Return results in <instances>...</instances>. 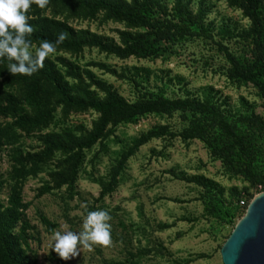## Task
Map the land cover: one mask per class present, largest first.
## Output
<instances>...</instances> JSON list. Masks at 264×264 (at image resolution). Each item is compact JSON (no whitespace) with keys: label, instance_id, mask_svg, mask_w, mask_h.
<instances>
[{"label":"rangeland","instance_id":"obj_1","mask_svg":"<svg viewBox=\"0 0 264 264\" xmlns=\"http://www.w3.org/2000/svg\"><path fill=\"white\" fill-rule=\"evenodd\" d=\"M185 1L195 13L203 5L205 30L201 35L167 41L160 56L118 57L87 45L78 52L56 48L48 59L70 82L76 79L67 72L80 73L86 83L90 82L91 72L95 79L112 85L129 101L150 93H163L170 99H203L205 92L210 91L212 100L227 110L231 120L241 130H249L248 114L264 120V96L252 82L231 76L232 63L227 52L243 65L253 60L252 21L236 0ZM166 2L172 16L174 0ZM27 16L37 22L44 18L65 21L81 34L89 31L117 41L119 31L128 28L125 22L108 17L104 11L94 15L73 13L51 2L43 9L33 4ZM38 46L33 43L32 49ZM90 84L96 94L104 95ZM26 92V86L0 76V105L9 104L6 96L10 93L20 100L18 110L0 114V203L6 205L16 191L27 204V243H21L25 264H223L224 242L251 199L262 192L261 185H254L235 169L244 170L252 162L254 172L264 176V135L256 131L252 136L256 149L253 160L241 150L228 164L201 138L181 135L189 126L182 111L145 114L136 122L110 126L107 135L85 151L77 178L69 185L64 182L67 155L46 151L44 138L53 132L76 137L85 134L99 113L91 108L67 110L58 104L47 124L23 130L16 120L21 114L33 112L21 101ZM46 99L55 105L54 98ZM186 116L193 117L188 112ZM162 127L168 133L142 145L120 173L115 190L103 194V185L111 180V170L121 152L142 133ZM197 176L220 184L232 207L239 206L233 223L208 213L205 187L191 179ZM233 188L242 192L238 201L231 197ZM247 194H252V198L242 204ZM96 209L109 212L110 243L78 245L77 255L67 260L59 257L52 249L53 234L80 231L87 212ZM43 216L53 223L52 227L43 221Z\"/></svg>","mask_w":264,"mask_h":264},{"label":"trees","instance_id":"obj_2","mask_svg":"<svg viewBox=\"0 0 264 264\" xmlns=\"http://www.w3.org/2000/svg\"><path fill=\"white\" fill-rule=\"evenodd\" d=\"M49 2L69 8L73 13L94 15L99 11H104L108 17L125 22L128 28L119 31V41H117L89 31H84L81 34L67 22L61 20L44 18L37 22L28 19L27 22L34 29L28 36L31 44H40L42 40L54 42L57 35L64 32L67 33V37L62 43L56 44V48L78 52L88 45L96 46L100 50L118 57L130 55L156 57L163 54L167 41L175 40L177 37L201 35L205 30L203 5L198 13H195L191 4L185 0H174L175 13L172 16H169L166 0H49ZM236 3L252 21L251 35L255 45V54L250 63L243 65L237 57L227 52L232 63L231 76L252 82L264 96V0H236ZM32 7L33 5L28 9L26 15H29ZM9 63L10 61L6 58H0V76L5 81L14 80L27 87V92L21 101L33 111L21 114L16 120V124L21 129L31 130L47 124L53 118L52 111L58 104H62L67 110L91 108L99 113L92 129L85 134L76 137L70 133L53 132L44 138L46 151L49 153L61 151L67 155L68 168L64 173V182H68L69 185H72L77 178L85 151L101 141L107 135L110 126L122 122H136L140 116L145 114L182 111L184 117L189 120V126L181 132V135L184 138H201L212 146L215 155L221 157L228 164H231L232 157L241 150L249 157L251 156V160H253L256 156L254 154L256 149L251 143L252 136L256 131L264 135L263 119L257 115L248 114L246 121L249 130H241L231 120L227 110L212 100L213 95L210 91L205 92L203 99L190 96L170 99L163 93H150L142 95L135 101H129L119 94L112 85L95 79L91 72L88 73L89 83L84 81L80 73L67 72L76 79L75 82H70L56 63L48 58L44 60V66L31 76L18 74L17 77L15 76L16 79L7 69ZM111 71L116 72L115 69ZM90 83L96 85L104 95L96 94L95 90L91 89ZM45 87H48L49 90H45ZM46 96L54 98L55 105H51L52 102L48 101ZM6 100L9 104L0 105V114L18 110L20 100L16 98L15 94H7ZM42 101H45L44 106ZM187 112L193 116L191 119L186 116ZM166 129L162 127L142 133L121 152L116 165L111 170V180L103 185V194L111 193L118 186L120 173L126 168L130 157L151 139L168 133ZM253 167L252 162H249L244 170L242 167H238L235 171L243 172L254 185H261V191H264V176L254 172ZM191 179L205 187L208 213L222 219H229L228 221L233 223L239 206L232 207V201L224 197V188L204 176ZM44 188L48 189V187ZM233 190L235 191L233 192ZM233 190L231 197L238 201L242 192L236 188ZM250 198H252V194H247L246 199L242 200L248 203ZM26 207L27 204L23 202L20 193L16 191L11 194L6 205L0 203L1 264H25L21 243H27L29 223L24 214ZM43 221L49 227L53 226V223L45 216H43ZM16 226L19 228L18 232L14 234ZM130 264L136 263L131 261Z\"/></svg>","mask_w":264,"mask_h":264},{"label":"clouds","instance_id":"obj_3","mask_svg":"<svg viewBox=\"0 0 264 264\" xmlns=\"http://www.w3.org/2000/svg\"><path fill=\"white\" fill-rule=\"evenodd\" d=\"M48 2L49 0H0V58L10 61L7 66L10 73L31 76L56 51V44L66 39L67 33L61 32L54 42L42 40L38 47L32 49L28 36L34 29L27 22L26 13L33 4L43 9ZM109 220L110 215L106 209L88 211L80 231L65 230L53 234L52 249L59 257L67 260L78 254V245H108L111 238Z\"/></svg>","mask_w":264,"mask_h":264},{"label":"water","instance_id":"obj_4","mask_svg":"<svg viewBox=\"0 0 264 264\" xmlns=\"http://www.w3.org/2000/svg\"><path fill=\"white\" fill-rule=\"evenodd\" d=\"M223 264H264V191L250 201L221 248Z\"/></svg>","mask_w":264,"mask_h":264},{"label":"built area","instance_id":"obj_5","mask_svg":"<svg viewBox=\"0 0 264 264\" xmlns=\"http://www.w3.org/2000/svg\"><path fill=\"white\" fill-rule=\"evenodd\" d=\"M241 203H242V204H246V203H245V200H241Z\"/></svg>","mask_w":264,"mask_h":264}]
</instances>
